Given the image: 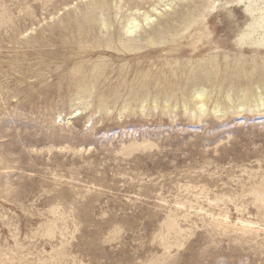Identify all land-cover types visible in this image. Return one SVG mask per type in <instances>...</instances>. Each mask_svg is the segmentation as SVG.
Instances as JSON below:
<instances>
[{"label": "rangeland", "instance_id": "obj_1", "mask_svg": "<svg viewBox=\"0 0 264 264\" xmlns=\"http://www.w3.org/2000/svg\"><path fill=\"white\" fill-rule=\"evenodd\" d=\"M212 2L0 0V264H264V47Z\"/></svg>", "mask_w": 264, "mask_h": 264}, {"label": "bare ground", "instance_id": "obj_2", "mask_svg": "<svg viewBox=\"0 0 264 264\" xmlns=\"http://www.w3.org/2000/svg\"><path fill=\"white\" fill-rule=\"evenodd\" d=\"M224 1L225 3L221 4L222 3L221 0H213L210 6V9L214 10V9H218L217 7H223L224 10H227L226 7H228L230 8L227 10L229 13V16L233 13L235 15V12H238L241 14L242 22L241 24L238 25L239 29L236 34L237 36L234 35L236 37V41L233 39L234 42H236L239 46H247V47L249 46V47L256 48V49L258 47H264V0H224ZM144 19L148 20L149 17L144 16ZM130 23H129L130 27H128L129 30L135 29L138 27L136 19H133L132 21H130ZM196 96H197V99H200V100H202L204 97L202 92H197ZM261 107H264V104H261ZM200 109L201 110L204 109V105L202 101L200 103ZM215 111L218 112L219 109Z\"/></svg>", "mask_w": 264, "mask_h": 264}]
</instances>
